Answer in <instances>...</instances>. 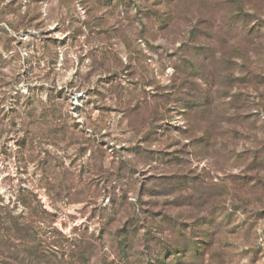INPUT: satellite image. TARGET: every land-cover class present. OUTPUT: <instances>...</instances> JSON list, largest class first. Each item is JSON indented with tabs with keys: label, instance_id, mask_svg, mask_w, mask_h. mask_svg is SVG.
Listing matches in <instances>:
<instances>
[{
	"label": "rangeland",
	"instance_id": "374dc122",
	"mask_svg": "<svg viewBox=\"0 0 264 264\" xmlns=\"http://www.w3.org/2000/svg\"><path fill=\"white\" fill-rule=\"evenodd\" d=\"M0 264H264V0H0Z\"/></svg>",
	"mask_w": 264,
	"mask_h": 264
},
{
	"label": "built area",
	"instance_id": "2783aa9c",
	"mask_svg": "<svg viewBox=\"0 0 264 264\" xmlns=\"http://www.w3.org/2000/svg\"><path fill=\"white\" fill-rule=\"evenodd\" d=\"M82 96H83V93H79V92H77V91H75L74 92V94L72 95V106L73 107H78L79 106V101L81 100V98H82Z\"/></svg>",
	"mask_w": 264,
	"mask_h": 264
}]
</instances>
